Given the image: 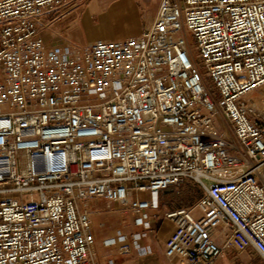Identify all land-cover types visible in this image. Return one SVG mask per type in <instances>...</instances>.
Here are the masks:
<instances>
[{
    "label": "built area",
    "instance_id": "built-area-1",
    "mask_svg": "<svg viewBox=\"0 0 264 264\" xmlns=\"http://www.w3.org/2000/svg\"><path fill=\"white\" fill-rule=\"evenodd\" d=\"M73 1L0 0V264H96L89 201L145 227L188 180L199 211L167 212L165 255L264 261V109L242 100L264 87V0H160L139 36L49 45L44 17Z\"/></svg>",
    "mask_w": 264,
    "mask_h": 264
},
{
    "label": "rangeland",
    "instance_id": "rangeland-1",
    "mask_svg": "<svg viewBox=\"0 0 264 264\" xmlns=\"http://www.w3.org/2000/svg\"><path fill=\"white\" fill-rule=\"evenodd\" d=\"M135 2L140 10V15L137 18L136 22H133V19H123L122 12L124 14L131 13L130 2ZM159 0H94L93 4L88 6L84 11L75 10L71 15L62 20V25L65 28H68V33L73 37V40L77 46H86V40L92 37H99L102 35H107L110 30L116 32L122 30L119 35L124 36L132 34L135 29V25L149 24L152 21V16L156 11V3ZM130 5V6H129ZM126 18V17H125ZM112 32V33H113ZM189 39L192 44V48L197 54V44L195 39L189 35ZM198 66L202 72H206L203 62L198 59ZM208 84L213 88V93L216 99H219V94L216 91V88L211 83L210 79ZM248 105L253 104L254 110H263L264 109V87L257 91H254L242 99ZM252 118L255 117L253 113H250ZM161 193L165 194L167 200L168 209H160V217L165 216L166 212H169L173 209L185 208L186 206H191L196 202L202 195V191L199 186L188 180L185 185L180 187L179 190H176V187L172 186L168 190L162 191ZM147 198V195H143ZM198 197V198H197ZM194 198V199H191ZM91 211L100 213H94L93 218L94 222L97 225L96 227L101 228V223L104 217H107L108 222L105 225V230H103V235L110 234L109 239H113L119 231L127 233L130 236L134 233L141 231V227L133 223H136L138 215H135L129 210L123 209V207L118 205H110L107 201L103 202L101 205L98 200L91 203ZM162 208V206L160 205ZM198 209L194 212L198 214ZM165 212V213H164ZM167 214V213H166ZM103 218V219H102ZM260 262L264 264V261L258 256L255 251L247 250L241 253L234 251L226 250L224 257L219 258L215 264H255Z\"/></svg>",
    "mask_w": 264,
    "mask_h": 264
},
{
    "label": "crops",
    "instance_id": "crops-1",
    "mask_svg": "<svg viewBox=\"0 0 264 264\" xmlns=\"http://www.w3.org/2000/svg\"><path fill=\"white\" fill-rule=\"evenodd\" d=\"M94 0H75L68 4L62 11H55L48 13L43 19V27L41 30V36H43L44 40L51 46H58L64 45L67 42L75 43L73 37L68 33V28L62 25V20L68 18L71 13L75 10L84 11L89 5L93 4ZM160 0L156 3V11L152 16V21L149 24L143 25H135V29L132 34L122 35L120 36L119 33L122 30H118L116 32L109 31L107 35H102L99 37H92L90 36L86 40V45H89L95 41L99 40H117V39H126L130 37L139 36L144 31V28H148L153 24L155 15L157 13L159 7ZM132 5V6H130ZM131 13L124 14L122 12L123 19H133V22H136L137 18L140 15V10L138 5L135 2H130ZM126 17V18H125ZM113 32V33H112ZM147 195V194H146ZM148 197V195H147ZM98 200V202L103 205L104 199H93L87 203L88 209L91 211V203ZM167 200L165 198V194L160 193L159 195V207L156 209L151 210L149 218L147 220V225L140 226L141 231L137 232L141 234L142 237V244L141 248L135 250L130 255H121L117 251L116 246H107L104 244L107 238H110V234L103 235V230H105L106 222H108L107 217L101 223V228L96 227L97 225L94 222L93 218V226L95 232V246H94V253L93 258L96 264H182L181 260L178 257H167L165 255V242L168 239L169 235L173 231V223L166 218L165 216L160 217L159 210L160 209H168L167 208ZM196 204V203H195ZM195 204L191 206H186L185 208L195 209ZM162 206V208L160 207ZM176 210V209H173ZM102 212L97 211L94 213ZM93 213V212H92ZM93 213V214H94ZM136 215V214H135ZM139 216V215H138ZM135 224V223H133ZM136 225V224H135ZM112 262V263H111Z\"/></svg>",
    "mask_w": 264,
    "mask_h": 264
},
{
    "label": "trees",
    "instance_id": "trees-1",
    "mask_svg": "<svg viewBox=\"0 0 264 264\" xmlns=\"http://www.w3.org/2000/svg\"><path fill=\"white\" fill-rule=\"evenodd\" d=\"M197 198H198V197H197ZM191 199H194V198H191ZM193 201H194L193 204H195V203H196V198H195ZM255 264H262V263H260V262H256Z\"/></svg>",
    "mask_w": 264,
    "mask_h": 264
}]
</instances>
